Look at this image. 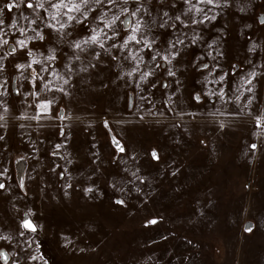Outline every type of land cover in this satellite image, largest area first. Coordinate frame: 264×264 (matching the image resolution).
Masks as SVG:
<instances>
[{"label": "rangeland", "instance_id": "obj_1", "mask_svg": "<svg viewBox=\"0 0 264 264\" xmlns=\"http://www.w3.org/2000/svg\"><path fill=\"white\" fill-rule=\"evenodd\" d=\"M59 2L0 0V264H264V0Z\"/></svg>", "mask_w": 264, "mask_h": 264}, {"label": "snow or ice", "instance_id": "obj_2", "mask_svg": "<svg viewBox=\"0 0 264 264\" xmlns=\"http://www.w3.org/2000/svg\"><path fill=\"white\" fill-rule=\"evenodd\" d=\"M49 2H50V0H49ZM95 2L96 3H101L102 0H95ZM108 2L111 4V3H114L115 0H108ZM124 2L127 3V0H124ZM186 2H190V0H186ZM201 2H205V3L211 4L213 2V0H201ZM21 3H23V0H21ZM89 3H90V0H79V2H76V0H68L67 3L65 2V0H60L59 3L52 4L51 6L54 7V8H56L57 10H59L61 8H64V9L67 10V13H71V12H81V7L82 6H85L86 7ZM69 5H71V6H69ZM16 6H17L16 4L9 3V4H5L4 5V8L8 9V11H11ZM38 6L42 7L43 5H38ZM27 7L28 8H33V4L32 3H28L27 4ZM139 10L140 9L138 8L136 11L138 12ZM197 11H202V10L201 9H197ZM2 12H3V9H0V14H2ZM67 13H65V14H67ZM81 14L84 16L85 19H87V13L86 12H83ZM132 15H136V12H133ZM164 15L167 16L168 14L167 13H164ZM52 19L53 20H56V16L53 15L52 16ZM67 19L69 21H72V20H76V17H74L72 15H68L67 16ZM117 19H119V17H114L111 21L106 22L105 23V27H107V28L112 27L116 23V20ZM177 19H179V17H177ZM77 23H83V21L77 20ZM194 23H195V21H194ZM2 24H3V20L0 19V25H2ZM13 26H15V24H13ZM160 26L161 27H164V24H161ZM47 27L53 28L56 31H60L61 29H64L66 27V24L61 23L59 25V28H56L55 25H53V24H49V25H47ZM20 31H21V34L24 33V30L23 29H21ZM140 31H141V23H140V21H137L136 25L131 28V33L132 34H130L129 36H127V38H125L123 47H127L128 44H129V42L140 43L141 41L137 39V35H136V33L140 32ZM92 32H93V34L90 37H88V39L82 40V41H79V42H76L75 45H74V47L77 48V49H79V48H81L82 44H99V46L101 48H103L104 47V43L100 39V35L103 32V29H100L99 31L93 29ZM36 35H37V37L40 40H43L44 39V36L43 35H40L39 33H37ZM104 35L107 36V33H105ZM107 38L108 39H112V37H110V36H108ZM28 39L31 40V39H33V37H29ZM2 42L4 44H7L8 43L7 40H4ZM18 43L21 46V48H26L27 47V44H26L25 40H19ZM177 43H183V41L180 40V41H177ZM144 45H145V47H148L149 49H151V43H149L147 40L144 41ZM115 46L116 45H113V47H115ZM172 47H175V44H173ZM14 51H15V49H13V52ZM176 54L177 53H172V58H175V55ZM28 55L29 56H33V53L31 51H29L28 52ZM157 55H160V54L157 53L156 55L152 56V60L153 61L156 60V56ZM0 59H2V58H0ZM48 59H55V57L54 56H50V57H48ZM132 59L133 60H136V56H132ZM162 59L165 60L167 63H171V60L169 59V56H167V55L163 56ZM141 60H142V58H141ZM39 63H40V61H38L35 58H33L30 63H28V64H17L15 67L17 68V70H25L27 68H31L32 67V64H39ZM159 66L160 65H157V67H159ZM205 67H207V65H205ZM43 70H46V69H42V71ZM136 70L137 69L134 68L132 70V72H129L128 73V75H132V73L135 72ZM2 71H3V64L0 63V72H2ZM151 74H152L151 72H144V73L141 74V77L140 78L142 80H144V79H146ZM169 75H174V73L170 70L169 71ZM253 75H255V74H253ZM37 79H42V77H39V74L36 73V70L35 69H33L32 81H36ZM221 79H223V78L221 77ZM65 83H67V81H65ZM247 83L248 84H251V80H248ZM45 87H47V84H45ZM250 90L251 89H249V91ZM2 94L3 93H0V95H2ZM39 107L46 110L47 107H48V104L47 103H44V104L39 105ZM253 147H255V146L253 145ZM121 150H123V149H121ZM153 156L155 158L156 154L153 153ZM3 187H4V185L3 184H0V188H3ZM117 203H122V201H117ZM150 223H156V221H150ZM22 226L24 228H26V229L31 230V231H35L36 230L35 229V226L33 224H31L27 220L24 222V224ZM5 259H6V257H5Z\"/></svg>", "mask_w": 264, "mask_h": 264}]
</instances>
